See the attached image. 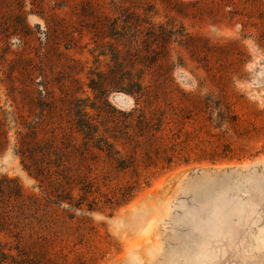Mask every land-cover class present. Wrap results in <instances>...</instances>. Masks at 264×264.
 I'll return each instance as SVG.
<instances>
[{
    "label": "rangeland",
    "instance_id": "obj_1",
    "mask_svg": "<svg viewBox=\"0 0 264 264\" xmlns=\"http://www.w3.org/2000/svg\"><path fill=\"white\" fill-rule=\"evenodd\" d=\"M0 264H264V0H0Z\"/></svg>",
    "mask_w": 264,
    "mask_h": 264
}]
</instances>
